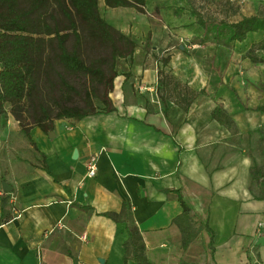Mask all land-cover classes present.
<instances>
[{
	"label": "crops",
	"instance_id": "obj_1",
	"mask_svg": "<svg viewBox=\"0 0 264 264\" xmlns=\"http://www.w3.org/2000/svg\"><path fill=\"white\" fill-rule=\"evenodd\" d=\"M132 66L114 79V111L55 120L54 141L32 127L38 150L29 141H0V264H136L123 261L125 224L100 215L118 212L123 201L153 264H264V198L250 188L255 150L263 156L264 141H234L232 130L264 127V113L253 110L264 95L237 116L228 93L212 99L203 90L185 111L177 81L141 68L134 57ZM217 105L230 127L211 117ZM90 155L97 169L87 178ZM175 190L208 224L211 238L203 230L182 248Z\"/></svg>",
	"mask_w": 264,
	"mask_h": 264
},
{
	"label": "trees",
	"instance_id": "obj_2",
	"mask_svg": "<svg viewBox=\"0 0 264 264\" xmlns=\"http://www.w3.org/2000/svg\"><path fill=\"white\" fill-rule=\"evenodd\" d=\"M107 8H133L144 12L149 0H102ZM100 0H0V117L9 106L22 135L36 148L29 132L34 126L44 133L58 119L80 120L97 113L114 111L110 92L118 75L117 60L132 64L136 42L102 16ZM205 27L200 40L232 46L250 34L264 31V10L236 22L221 21ZM264 63V35L252 43L246 56ZM167 60L164 59V63ZM177 92V103L187 111L194 92L186 86ZM182 93V95H181ZM183 101L185 104H180ZM264 113V103L253 108ZM211 117L230 127L232 120L221 106ZM263 140V138H261ZM36 150H38L36 148ZM264 153V150H263ZM264 156V155H263ZM46 169L45 166H43ZM250 188L264 198V158L250 168ZM181 213L173 219L186 248L203 230L212 231L174 191ZM87 209V207H81ZM126 226L123 261L153 264L145 254L142 234L133 218L131 205L123 201L118 212L100 213ZM211 244V242H210Z\"/></svg>",
	"mask_w": 264,
	"mask_h": 264
},
{
	"label": "rangeland",
	"instance_id": "obj_3",
	"mask_svg": "<svg viewBox=\"0 0 264 264\" xmlns=\"http://www.w3.org/2000/svg\"><path fill=\"white\" fill-rule=\"evenodd\" d=\"M99 8L108 23L128 32L134 39L133 57L141 68L150 65L162 79L168 76L172 82L177 81L180 88L205 90L212 99L218 91L228 93L227 106L237 116L250 110L247 102L254 105L264 95V63H254L245 57L264 31L226 46L211 43V37L200 40L205 27L199 23L201 19L210 28L212 23L236 22L243 16L263 11L264 0H149L144 12L133 8H107L100 0ZM132 69L127 59L117 60L118 74L130 73ZM232 130L234 141L250 143L258 137L264 141V127L239 134L234 124ZM47 138L55 139L48 135ZM0 141L27 143L8 105L5 115L0 117ZM251 148L256 149L252 142ZM17 153L28 154L21 149H17ZM255 153L254 162L261 163L264 156L256 150Z\"/></svg>",
	"mask_w": 264,
	"mask_h": 264
},
{
	"label": "built area",
	"instance_id": "obj_4",
	"mask_svg": "<svg viewBox=\"0 0 264 264\" xmlns=\"http://www.w3.org/2000/svg\"><path fill=\"white\" fill-rule=\"evenodd\" d=\"M85 168H86V173L85 177L91 178L95 175L96 169H97V164H96V157L94 155H90L85 159Z\"/></svg>",
	"mask_w": 264,
	"mask_h": 264
},
{
	"label": "water",
	"instance_id": "obj_5",
	"mask_svg": "<svg viewBox=\"0 0 264 264\" xmlns=\"http://www.w3.org/2000/svg\"><path fill=\"white\" fill-rule=\"evenodd\" d=\"M48 136L49 137H53L54 136V133H53V131H49L48 132ZM76 154V152H74V155ZM11 186L8 184V183H6V182H2V189L4 190V191H11Z\"/></svg>",
	"mask_w": 264,
	"mask_h": 264
}]
</instances>
